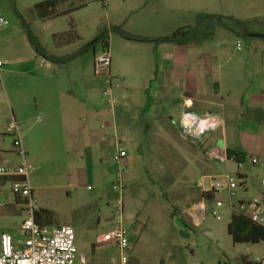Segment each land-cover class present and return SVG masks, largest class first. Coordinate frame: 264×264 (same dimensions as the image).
<instances>
[{
    "label": "rangeland",
    "instance_id": "rangeland-1",
    "mask_svg": "<svg viewBox=\"0 0 264 264\" xmlns=\"http://www.w3.org/2000/svg\"><path fill=\"white\" fill-rule=\"evenodd\" d=\"M48 1L0 0L9 22L0 34V148H14L13 135L5 130L16 121L24 141L29 138L35 149L27 154L33 167L30 180L38 210L49 216L48 225L72 226L79 254L89 262H111L118 249L111 243H96V239L113 227L122 201L131 242L126 252L129 264H234L242 254L264 257V242L233 243L227 230L228 207L206 201L199 223L192 222L187 212L201 198L200 183L210 188L214 179L222 180L226 174L238 178L239 170L246 178L237 197L254 199L264 180V161L255 165L249 160L239 167L233 160L211 158L210 147H224L225 126L220 117L212 127L201 124L207 130L200 137L186 135L180 124L186 90L179 77L171 79L176 83L173 101L164 96L169 72H196L201 66L210 74L221 71L224 76L246 71L252 84L242 95L261 93L264 38L249 34H264V0ZM204 12L243 21L244 30L217 27L200 46L165 49L155 47L153 41L128 39L111 30L119 26L127 33L154 40L194 26L198 14ZM72 25L78 38L56 46L53 35L69 32ZM28 29L52 54L67 56L87 49L73 67L65 64V69L53 72V79L61 90L74 93L85 110L99 108L106 114L92 119L93 112H87L79 120L76 112L65 138L56 129L31 135L43 123V116L33 112L32 98L23 100L21 90L27 80L3 71L8 61H21L32 53ZM105 52L111 57L109 68L95 63ZM182 54L187 56L185 62L180 61ZM84 65L86 74L80 75ZM228 86L233 88L231 83ZM22 112L29 115L26 126ZM118 147L127 152L122 160V191L114 188L119 165L113 157ZM21 161L17 155L0 152V162ZM20 201L9 182L0 183V239L2 233H9L15 242L25 239L20 231L24 217L17 205ZM213 210L223 213L214 216ZM183 220L187 228L181 226Z\"/></svg>",
    "mask_w": 264,
    "mask_h": 264
},
{
    "label": "crops",
    "instance_id": "crops-1",
    "mask_svg": "<svg viewBox=\"0 0 264 264\" xmlns=\"http://www.w3.org/2000/svg\"><path fill=\"white\" fill-rule=\"evenodd\" d=\"M154 45L157 48L164 49L171 45L176 47L182 46L171 43H155ZM186 57L187 56L182 54L180 61L185 62L187 59ZM79 59H82L81 55L75 57L72 61L67 63V65L69 67L72 65L73 67ZM199 61H196V64H199ZM59 65L60 64L45 59L33 49L28 57L23 58L21 61H8L7 65L3 68V71L6 74L18 73L23 79H25V81L27 80L25 89L21 90L23 100L27 101V97L29 99L32 98L35 103L33 112H39L43 116V123L39 125L38 130L34 133L32 132L31 135L36 133L44 135L50 133L51 129H56L61 137L65 138V132L70 131L71 126L74 124L72 117L76 116V112L77 114L79 113L77 116L79 120H82L83 114L87 112H93L91 114L92 119L95 116H100V114H106L99 108L89 111L85 110V105H82L80 100L75 97L74 93L69 90H61V86L53 79L52 74L58 69H65L67 66L65 64H62L61 66ZM86 70L87 65L81 67L80 75H85ZM168 74V79H170V81L165 86L164 91L166 100L173 101L172 91L174 89L173 85L176 83L171 79L179 77L182 80V87L186 90V96L182 103V107L185 108L184 113H190L191 116L200 119L201 124L210 125L211 127L218 122L220 117L222 125L225 126L224 147L220 148L212 146L210 147L211 149L214 148L225 156L227 149H235L245 153L248 161L252 158H256L258 161H264V89L261 93H251L250 96L247 97L242 95V91L252 84L251 78L247 75L246 71L239 70L230 73L228 76H224L221 74V71L210 74L206 68L201 66L196 72L172 71ZM257 75H260V73ZM229 83L232 84L233 88L228 86ZM234 89L237 91H234ZM59 97L62 104L58 101ZM9 102H11L10 99ZM23 112L21 117L22 120L25 119L24 125L26 126L30 123V119L29 115H26ZM227 124L229 125V128H227ZM31 129L32 128L28 126L29 132ZM2 135L3 133L0 131V138ZM93 135L98 134L97 132H93ZM28 139L29 138L26 137L24 141L22 137V145L27 154L35 151ZM9 150L10 151H4V149L0 148V152H8V154L19 156L15 147ZM248 161L246 163H248ZM242 165H239V167ZM237 173L243 177V180L246 178L245 172L239 170ZM243 182L245 183V181ZM245 190H247L246 187ZM202 192L200 193L201 198L198 203L187 209L189 218L195 223H199L204 218V211L200 210L199 207L201 204L206 206L205 202L207 200L203 198ZM262 193L263 189L260 186L256 197H259ZM241 199L251 200L246 198ZM180 222L181 226L184 228L188 227V224L184 220ZM262 258L252 257L254 260Z\"/></svg>",
    "mask_w": 264,
    "mask_h": 264
},
{
    "label": "built area",
    "instance_id": "built-area-1",
    "mask_svg": "<svg viewBox=\"0 0 264 264\" xmlns=\"http://www.w3.org/2000/svg\"><path fill=\"white\" fill-rule=\"evenodd\" d=\"M8 23V19L0 7V33L7 28ZM110 62L109 52H105L95 60L96 65L101 68H109ZM2 65L3 63L0 62V66ZM181 126L186 135L196 138L207 130L206 128H201L200 119L191 116L190 113L183 114ZM7 131L13 135V145L22 161L19 164L0 162V177H9L11 179L9 182L11 190L21 200L18 205L23 209L24 217L21 221L20 231L25 236V239L15 242L9 233H2L0 239V264H129V256L126 252L131 249V242L128 237V231L124 226V204L122 201H119L117 212L119 217L113 227L96 239V243H111L119 251L118 256L107 263L89 262L85 256L79 254L75 244L76 234L72 226H49L42 225L36 221L35 216L38 208L30 180V171L33 167L27 162V153L22 145V135L16 121H11ZM126 156V150L118 147L113 157L119 165L118 185L114 184V188L121 191L124 188L122 160ZM210 157L219 161L228 160L227 156L215 149L210 150ZM250 161L252 164H257L258 162L256 158H252ZM242 184L243 179L239 176L237 178L231 174H226L222 177V180L214 179L209 189H205L202 183L199 186L203 188V193H211L213 202L218 207L226 206L231 212L234 210L238 211L248 216L254 223L264 227V180L261 183L263 193L251 200L237 197V189ZM199 208L202 211L206 210L204 204H201ZM222 213V211H212L214 216ZM255 261L259 264H264V258L256 259Z\"/></svg>",
    "mask_w": 264,
    "mask_h": 264
},
{
    "label": "trees",
    "instance_id": "trees-1",
    "mask_svg": "<svg viewBox=\"0 0 264 264\" xmlns=\"http://www.w3.org/2000/svg\"><path fill=\"white\" fill-rule=\"evenodd\" d=\"M49 4H53L52 0L48 1ZM245 23L240 20H236L232 17H225L218 14H211V13H200L197 17V23L194 26L183 28L175 32L174 34L170 36L161 37L158 39L152 40L149 37H142L133 35L130 33H127L124 31L121 27L116 26L112 28L111 30L120 34L121 36L133 39V40H140V41H153L156 44L161 43H171L174 45H201L205 41L209 40L216 30L217 27H222L225 29H231L232 26H237L244 30ZM74 26L72 25V29L68 32H62V33H55L53 35L54 44L56 46H62L64 44H67L71 42L73 39L78 38V35H75L73 33ZM243 34H246V32H242ZM28 39L30 43L32 44L35 51L43 56L45 59L56 63V64H67L70 61H72L75 57L81 55L82 53L86 52V48H82L81 50H78L76 52H73L67 56H58L52 53H49L39 42L38 38L31 33V31L28 29L27 32ZM105 38V37H104ZM103 39V43L107 45L108 43ZM226 156L228 160H233L238 164H244L248 161L246 158L245 153L235 150V149H227ZM240 178L243 179L242 176L238 175ZM9 177H0V183H6L10 182ZM202 196L207 201H213V196L210 192L203 193ZM16 200H19V197L15 196ZM35 219L38 223L42 225H48L49 224V216L45 212L38 210L36 212ZM228 233L232 238V241L234 244H240V243H247V244H259L261 242H264V227L259 226L258 224L251 221V219L238 212V211H232L231 212V218L228 223L227 227ZM217 264H231L229 262H218ZM234 264H259L257 263L250 255L243 254L239 256V258L236 260Z\"/></svg>",
    "mask_w": 264,
    "mask_h": 264
},
{
    "label": "water",
    "instance_id": "water-1",
    "mask_svg": "<svg viewBox=\"0 0 264 264\" xmlns=\"http://www.w3.org/2000/svg\"><path fill=\"white\" fill-rule=\"evenodd\" d=\"M251 37H259V38H264V34H258V33H252L249 34Z\"/></svg>",
    "mask_w": 264,
    "mask_h": 264
},
{
    "label": "bare ground",
    "instance_id": "bare-ground-1",
    "mask_svg": "<svg viewBox=\"0 0 264 264\" xmlns=\"http://www.w3.org/2000/svg\"><path fill=\"white\" fill-rule=\"evenodd\" d=\"M187 122H188V120H187Z\"/></svg>",
    "mask_w": 264,
    "mask_h": 264
}]
</instances>
